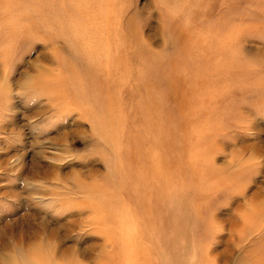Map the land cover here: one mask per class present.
Masks as SVG:
<instances>
[{
    "label": "rangeland",
    "instance_id": "rangeland-1",
    "mask_svg": "<svg viewBox=\"0 0 264 264\" xmlns=\"http://www.w3.org/2000/svg\"><path fill=\"white\" fill-rule=\"evenodd\" d=\"M0 264H264V0H0Z\"/></svg>",
    "mask_w": 264,
    "mask_h": 264
},
{
    "label": "bare ground",
    "instance_id": "bare-ground-1",
    "mask_svg": "<svg viewBox=\"0 0 264 264\" xmlns=\"http://www.w3.org/2000/svg\"><path fill=\"white\" fill-rule=\"evenodd\" d=\"M123 42H125V40H123ZM221 42L219 41V42H217V44H220ZM223 44V43H222ZM225 45V44H224ZM215 46H217L216 44H215ZM224 51V50H223ZM222 51V52H223ZM114 59H115V64H117L119 61H121L123 58H122V56H111L110 57V59H105V62L106 63H112V62H114ZM116 61H118V62H116ZM114 65V64H113ZM91 69V70H90ZM104 69V68H103ZM119 68L116 66V68L112 71V68H111V71H106L105 69V71L106 72H104V70H103V74H105V76H104V80L103 81H101V83H103V84H98L97 82H96V84H94V85H92V87H94L95 88V90H98L99 89V87H101V89L103 88L104 89V87H103V85H105V81L106 80H110V78H111V76L113 75V74H115L116 72H117V70H118ZM85 76L87 77V78H89V77H92L93 76V70H92V68H90L89 66H88V68H87V70H85ZM105 82V83H104ZM107 86H109V85H107ZM93 88V89H94ZM105 90L107 91L108 90V88H105ZM82 112H83V114L84 113H86L85 111H83L82 110ZM111 115V114H110ZM106 116H109V115H106ZM104 126L105 125H102L100 128H98V127H96L99 131H102V130H104L103 128H104ZM152 169H154V168H152ZM147 170V169H146ZM155 171V170H154Z\"/></svg>",
    "mask_w": 264,
    "mask_h": 264
}]
</instances>
